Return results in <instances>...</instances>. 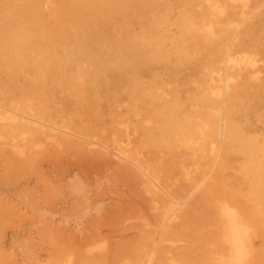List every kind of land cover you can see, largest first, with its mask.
Returning a JSON list of instances; mask_svg holds the SVG:
<instances>
[{"label": "bare ground", "instance_id": "1", "mask_svg": "<svg viewBox=\"0 0 264 264\" xmlns=\"http://www.w3.org/2000/svg\"><path fill=\"white\" fill-rule=\"evenodd\" d=\"M177 2L0 0V158L6 161L11 154L26 159L44 147L70 149L78 143L127 165L156 210L153 217L135 215L142 235L128 264H181L175 259L181 253L175 251L183 248L177 244L183 239L175 228L187 220L195 192L174 188L162 176L161 163L141 160L140 151L122 146L120 139L112 140L113 148L70 123L64 103L55 104L47 88L59 89L62 102L68 97L78 101L84 113L99 88L109 95L117 83L127 84L119 77L126 67L141 60L162 62L170 55L181 62L192 60L196 76L190 105L175 102L151 111L142 129L157 131L155 146L167 151L184 147L215 154L212 175L205 174L202 182L214 177L229 153L242 154L241 173L251 175L252 194L264 199V134L246 137L232 117L245 92L264 91V0H187L173 19ZM130 82L128 97L145 92L161 100L140 78ZM122 133L129 134L127 126ZM213 204L214 231L205 244L208 264H256L257 212L223 199ZM76 262L70 253L54 264Z\"/></svg>", "mask_w": 264, "mask_h": 264}, {"label": "rangeland", "instance_id": "2", "mask_svg": "<svg viewBox=\"0 0 264 264\" xmlns=\"http://www.w3.org/2000/svg\"><path fill=\"white\" fill-rule=\"evenodd\" d=\"M186 1L178 0L171 11L173 19ZM171 30L179 37L174 27ZM194 67L192 60L181 62L173 55L162 62L141 60L119 74L127 84L117 83L109 95L99 88L91 109L84 113L73 98L62 102L59 89L47 88L45 93L55 104L64 103L70 123L111 147L112 140L120 139L122 146L140 151L141 160L161 163L162 176L174 188L195 192L187 220L175 228L183 239L177 243L183 248L175 251L181 253L175 257L181 264H208L206 237L214 231L213 203L219 199L257 212L253 246L256 264H264V199L259 201L252 194L251 175L241 173L242 154L229 153L214 177L202 182L205 174L212 175L215 154L194 153L184 147L167 151L155 146L157 131L142 129L151 111L175 102L190 105L195 94ZM134 76L152 85L161 100L154 101L145 92L135 99L128 97L125 87L132 85ZM105 79L111 81L112 77ZM232 117L246 137L260 139L264 134V91L245 92ZM125 126L128 135L122 133ZM40 151L30 152L26 159L11 154L5 158L12 160L0 158V264H54L60 255L70 253L76 264H128L142 235L135 215L153 217L156 213L152 196L139 178L113 155L103 158L83 144ZM98 244L105 248L98 250Z\"/></svg>", "mask_w": 264, "mask_h": 264}]
</instances>
